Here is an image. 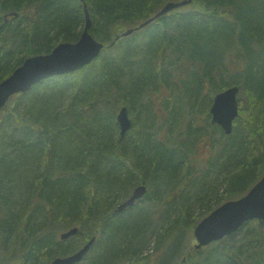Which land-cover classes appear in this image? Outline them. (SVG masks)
<instances>
[{"label": "trees", "instance_id": "1", "mask_svg": "<svg viewBox=\"0 0 264 264\" xmlns=\"http://www.w3.org/2000/svg\"><path fill=\"white\" fill-rule=\"evenodd\" d=\"M169 1L182 0H0V82L27 57L77 41L84 4L90 32L106 43L90 64L40 81L0 109V264H49L92 236L77 264H264L256 229L264 220L191 247L198 222L264 174V137L248 114L263 113L264 128V0H192L136 29ZM252 44L259 52L250 58ZM187 81L179 99L176 85ZM234 85L244 97L227 135L208 108ZM122 106L133 121L124 139ZM210 126L221 149L217 155L211 139L202 164L194 152ZM141 184L146 194L117 211ZM72 227L78 233L62 240ZM153 234L157 256L145 255Z\"/></svg>", "mask_w": 264, "mask_h": 264}, {"label": "water", "instance_id": "2", "mask_svg": "<svg viewBox=\"0 0 264 264\" xmlns=\"http://www.w3.org/2000/svg\"><path fill=\"white\" fill-rule=\"evenodd\" d=\"M191 2L192 0L169 1L153 17L142 22L136 29H141L158 17ZM84 11L85 26L77 41H62L49 53L27 57L20 66L0 82V109L7 104L13 95L32 89L33 85L45 78L78 71L101 54L105 45L90 32L93 22L87 4H84ZM4 16L6 17L7 14ZM133 31L134 28L123 31L116 36L112 44L120 36L130 35ZM239 91V86L234 85L218 92L210 107L212 123L219 124L226 134L232 133L234 120L239 116ZM116 117L120 127V139H124L133 126L128 107L122 106ZM146 192L147 187L144 184L138 185L127 199L117 205L116 210L121 212L133 206ZM254 219L264 220V174L244 195L224 202L198 222L194 229V236L197 240L195 248L201 249L215 241H220L237 232L246 222ZM78 231V227H72L60 233V238L62 240L68 239L76 235ZM96 239V236H92L75 253L58 256L49 264L80 263Z\"/></svg>", "mask_w": 264, "mask_h": 264}, {"label": "rangeland", "instance_id": "3", "mask_svg": "<svg viewBox=\"0 0 264 264\" xmlns=\"http://www.w3.org/2000/svg\"><path fill=\"white\" fill-rule=\"evenodd\" d=\"M190 4V3H189ZM185 6H187V5H185ZM183 7V6H182ZM252 46L253 47H251V49L248 51V55H249V57L251 58L255 53H258L259 52V50L257 49V47H255V45L254 44H252ZM240 48V47H239ZM244 53V51H243V49L241 48V54H243ZM191 81H187V82H185V83H182V85L181 84H178V85H176V88H177V90L176 91H178V93H179V99H181V95H183L182 93H185V87L187 86V84H190L191 85V83H190ZM167 93V92H166ZM168 93L169 94H171V92L170 91H168ZM166 94L164 93V92H160V93H157V94H154V103L155 104H157V105H160V100H162L163 99V97L165 96ZM238 97L240 98L239 99V102H240V106H241V101H242V97H244V94H243V90L241 89V87H240V91H239V93H238ZM175 98V97H174ZM214 98V97H213ZM148 99L150 100L151 99V96H149L148 95ZM171 99V98H170ZM213 103V102H212ZM175 104H176V99H175V103H173V100H172V103H171V106H170V110H164V112H163V114H162V118L164 119H166V120H169L170 118H171V116H172V111H173V109H172V106H175ZM212 105V104H211ZM211 107V106H210ZM210 107L208 108V113L210 114V116H211V113H210ZM157 109V108H156ZM160 110H162V109H160ZM160 110H159V112H160ZM241 110V109H240ZM158 111V110H157ZM249 113H251V119L254 121V123H255V125L257 126L256 127V133H262L263 135V137H264V128H263V123L261 124V123H259L257 120L258 119H261L262 118V114L263 113H261V112H259V113H257L256 115H253L252 114V111L250 110L249 112H248V114ZM131 116V115H130ZM199 117H202L203 118V116H199ZM238 118V117H237ZM236 118V119H237ZM162 119V122L163 123H166L167 124V122H166V120H163ZM235 119V120H236ZM191 120H192V118H191ZM235 120H234V122H235ZM210 121H211V118H210ZM199 122H200V120H199ZM211 124L212 125H214V126H218V127H220V128H222L219 124H216V123H212L211 122ZM261 125V126H260ZM133 127V126H132ZM209 128V130L205 133L206 134V136L204 137V139L203 140H200L199 142H198V145H199V147H198V150H195V159L198 161V162H200L201 161V163L203 164V163H205L204 161H207V159L209 158V156L210 155H212V148L211 147H209L208 146V143L211 141V139H213V141L214 142H216V143H218L217 144V146L215 147V153H217V155L220 153V146H221V141L219 142V140H220V133L219 132H213V129H212V127L210 126V127H208ZM263 128V129H262ZM132 129V128H131ZM185 129V127H183V130ZM235 129V127L233 126V130ZM161 130H159L158 132H157V136H158V134H159V132H160ZM188 132H190V130L188 131ZM232 133H233V131H232ZM232 133H230V134H232ZM204 134V135H205ZM230 134H227V135H230ZM251 136H253V135H251ZM222 141H224V139L222 140ZM187 167H188V165H187V163L184 165V169H183V171L185 172L186 170H187ZM256 229H257V231L259 232V233H263L264 232V227H261V226H257L256 227ZM226 238V237H225ZM151 239H153V240H150V243H148V245H146V247L144 248V252H145V255H152V256H157V254L156 253H154L155 251H156V248H155V246L157 245V239H156V235L155 234H153L152 235V237H151ZM195 243H196V239H195V237H193V240H192V243H191V247L193 248H195ZM225 244H227V245H229V243L228 242H225ZM196 249V248H195ZM162 250V249H161ZM159 254V253H158ZM161 254V253H160ZM155 264V263H154Z\"/></svg>", "mask_w": 264, "mask_h": 264}, {"label": "bare ground", "instance_id": "4", "mask_svg": "<svg viewBox=\"0 0 264 264\" xmlns=\"http://www.w3.org/2000/svg\"><path fill=\"white\" fill-rule=\"evenodd\" d=\"M154 15H155V14H154ZM154 15H152L151 17H153ZM151 17H149V18H151ZM149 18H148V19H149ZM146 20H147V19H146ZM146 20H145V21H146ZM153 21H154V20H153ZM153 21H152V22H153ZM152 22H150V23H152ZM150 23H149V24H150ZM149 24H148V25H149ZM146 26H147V25H146ZM144 27H145V26H144ZM113 44H114V43H113ZM104 45H106L105 42H104ZM102 50H103V49H102ZM62 75H64V74H62ZM56 76H61V75H56ZM53 77H54V76H53ZM45 79H49V78H45ZM45 79H43V80H45ZM43 80H41V81H43ZM38 83H39V82H38ZM36 84H37V83H36ZM33 86H34V85H33Z\"/></svg>", "mask_w": 264, "mask_h": 264}]
</instances>
